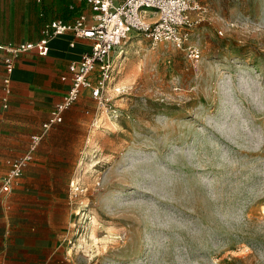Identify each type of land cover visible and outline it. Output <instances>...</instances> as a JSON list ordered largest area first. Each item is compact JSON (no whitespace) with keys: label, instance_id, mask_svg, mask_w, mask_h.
<instances>
[{"label":"rangeland","instance_id":"rangeland-1","mask_svg":"<svg viewBox=\"0 0 264 264\" xmlns=\"http://www.w3.org/2000/svg\"><path fill=\"white\" fill-rule=\"evenodd\" d=\"M200 2L198 61L132 32L39 143L48 264H264V0Z\"/></svg>","mask_w":264,"mask_h":264},{"label":"crops","instance_id":"crops-1","mask_svg":"<svg viewBox=\"0 0 264 264\" xmlns=\"http://www.w3.org/2000/svg\"><path fill=\"white\" fill-rule=\"evenodd\" d=\"M81 14L92 15L85 1L0 0V264H48V246L53 240L48 241L47 228L53 225V217L41 205L40 199L48 194L43 179L46 172L35 163L45 144L38 145L34 160L14 181L11 192L2 191V183L10 162L30 150L32 136L41 132L51 110L69 89V80L63 79L69 76V65L90 51L92 41L67 32L49 40L47 55L37 50L22 53L15 61L7 106L3 101L7 74L4 46L37 42L45 22L73 21ZM85 93L92 97L85 90L79 101ZM79 101L65 112L63 123L73 119Z\"/></svg>","mask_w":264,"mask_h":264},{"label":"built area","instance_id":"built-area-1","mask_svg":"<svg viewBox=\"0 0 264 264\" xmlns=\"http://www.w3.org/2000/svg\"><path fill=\"white\" fill-rule=\"evenodd\" d=\"M38 3L43 0H35ZM87 2L92 10L91 17L81 14L73 21L49 20L41 28L37 42L8 44L4 46L7 56L4 64L7 74L3 79L7 106L9 85L16 59L25 52L37 50L40 55L49 52V40L56 35L71 32L78 38L92 41L91 49L79 61L69 65L70 87L62 99L55 104L50 116L42 125L40 133L31 138L30 150L10 162V169L3 178L2 191L11 192L14 181L21 177L26 167L34 160V153L41 140L56 125L63 123L65 112L73 107L85 90L102 102L112 77V52L132 32L142 34L154 45L171 42L183 51L191 61L201 58V48L192 39L197 22L194 13L203 12L200 0H76Z\"/></svg>","mask_w":264,"mask_h":264}]
</instances>
